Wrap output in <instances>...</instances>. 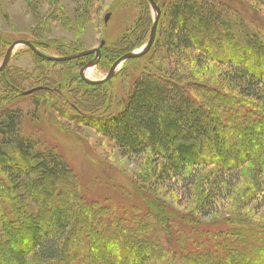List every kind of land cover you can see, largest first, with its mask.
<instances>
[{
	"label": "trees",
	"instance_id": "16d2710c",
	"mask_svg": "<svg viewBox=\"0 0 264 264\" xmlns=\"http://www.w3.org/2000/svg\"><path fill=\"white\" fill-rule=\"evenodd\" d=\"M235 6L232 0H170L152 48L159 65L135 80L118 114L89 117L100 120L97 131L121 156L147 157L152 188L174 184L199 163L216 167L196 205V222L210 217L230 191L227 172L252 162L255 175L264 176V43ZM210 63L228 66L226 83L208 88L195 81L189 88L186 82ZM20 116L0 112L1 264L8 256L10 264H169L151 228L154 215L130 213L127 228L110 205L87 201L63 158L52 149L39 152L20 134ZM107 118L109 125L102 124ZM66 188L73 202L47 214ZM111 218L116 223L110 226ZM239 228L201 231L202 241L183 249L178 264H264V230Z\"/></svg>",
	"mask_w": 264,
	"mask_h": 264
},
{
	"label": "rangeland",
	"instance_id": "374dc122",
	"mask_svg": "<svg viewBox=\"0 0 264 264\" xmlns=\"http://www.w3.org/2000/svg\"><path fill=\"white\" fill-rule=\"evenodd\" d=\"M169 1L154 0L160 9L156 34ZM232 1L236 2L235 8L249 32L258 35L264 43V0ZM106 15L109 19L105 23ZM153 18L148 0H0V64L8 47L18 40L31 43L44 55L58 58L100 48L98 63L86 69L90 71L88 80L100 81L119 57L145 46ZM152 48L143 57L119 65L108 81L89 86L81 80L79 71L94 55L52 62L19 46L0 72V112L20 111V134L35 142L39 152L52 149L62 157L81 184L85 199L110 205L113 211H118L121 225L127 227L125 217L130 213L143 217L154 215L151 228L156 231L158 247L164 252L166 262L178 264L183 249L193 248L202 241L201 231L214 234L247 225L264 230V176L255 175L252 162L241 163L227 172L224 177L231 183L227 189L230 191L224 192L220 206L210 217L196 222V205L203 197L206 182L214 179L216 167L199 163L174 180V184L152 188L150 180L155 181L146 175L150 170L145 165L147 157L121 156L113 141L97 131L101 129L100 120L89 117L110 118L118 114L135 80L159 65V53ZM207 67L194 81L186 82L189 88L195 81L205 82L208 88L226 83L223 75L228 66L210 63ZM10 87L19 88L18 92ZM36 87L46 89L20 95ZM109 118L101 121L102 124L109 125ZM237 158L242 156L239 154ZM63 192L65 195L61 193V197L52 199L46 207L47 214L53 206L58 208L73 202L71 188ZM172 215H179L176 224L172 223ZM159 216L165 218L162 220L166 226ZM114 223L115 218H111L110 226ZM137 257L132 263L138 261ZM10 262L8 256L4 264Z\"/></svg>",
	"mask_w": 264,
	"mask_h": 264
},
{
	"label": "water",
	"instance_id": "95a60500",
	"mask_svg": "<svg viewBox=\"0 0 264 264\" xmlns=\"http://www.w3.org/2000/svg\"><path fill=\"white\" fill-rule=\"evenodd\" d=\"M148 2H149L151 9L154 12V18H153V24H152V27H151V30L149 33V38H148L147 43L145 44V46L141 50L136 51V52L127 53V54H124L123 56L119 57L112 64L109 71L107 72V75L100 81L88 80L84 75L86 69L91 68L98 63L99 56H100V48H98L96 50L83 51V52L78 53L77 55H70L67 57L65 56V57L58 58V57L44 55L41 52H39L31 43H29L27 41H22V40L15 41L8 47V49L6 50L5 56L3 58V61L0 64V72H2L4 70V68L6 67V65L8 64L11 53L13 52V50L19 46H25L28 49H30L37 57H40L44 60L52 61V62H66V61H71L74 59L83 58V57H86L88 55H94V59L90 60L87 64H85L80 69L79 75H80L81 80L86 85H89V86L101 85L102 83L108 81L113 76L114 72L116 71V69L118 68L119 65H121L122 63H124L127 60L139 59V58L143 57L152 48L154 40H155V36H156L158 21L160 18V9L158 8V6L154 2V0H148ZM108 19H109V15H106L104 18V22L106 23ZM102 45L103 44H101L100 47ZM43 89H46V88L45 87H36V88L30 89L28 91L22 92L20 95L21 96H28V95H31L35 92L43 90Z\"/></svg>",
	"mask_w": 264,
	"mask_h": 264
},
{
	"label": "bare ground",
	"instance_id": "6f19581e",
	"mask_svg": "<svg viewBox=\"0 0 264 264\" xmlns=\"http://www.w3.org/2000/svg\"><path fill=\"white\" fill-rule=\"evenodd\" d=\"M84 75H85L86 78H89V77H90V71L87 70V71L84 73Z\"/></svg>",
	"mask_w": 264,
	"mask_h": 264
}]
</instances>
